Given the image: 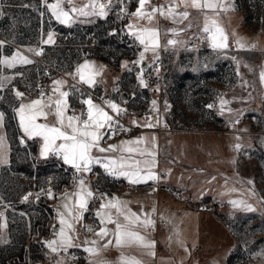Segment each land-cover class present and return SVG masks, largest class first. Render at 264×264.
<instances>
[{"label": "rangeland", "instance_id": "1", "mask_svg": "<svg viewBox=\"0 0 264 264\" xmlns=\"http://www.w3.org/2000/svg\"><path fill=\"white\" fill-rule=\"evenodd\" d=\"M221 1L223 7H220L219 11L224 12V9L240 11L239 14L244 19L243 25L248 33H264V0H239L237 5L234 4L235 0ZM148 2L156 7L153 0H148ZM167 2L169 3V0ZM125 15V13L114 15L107 11L106 16H99V20L86 25L82 30L84 34L79 49L74 53L69 51L66 59L62 54V61L58 58L51 60L53 61L51 64L60 68V75L55 76L51 82L61 79L67 84V75L76 70L82 61L88 59L102 61L110 70L118 72L117 77L122 75L125 63L137 65L138 63L134 62L141 61L140 53L144 51V48L136 52L127 45L126 40L130 34L127 33L125 25H133L131 31L135 32L138 29L147 28L146 20L131 14L124 19ZM157 15H159L158 12ZM219 15H196L193 18L191 29L181 33L186 38L193 35L203 36L205 17L209 18V22L214 19L219 26ZM223 32L228 37L225 29ZM1 40H3L2 37H0ZM206 40L207 45L193 50L187 49L185 44L183 51L176 52L171 49L170 44H167L158 51L149 50L144 53V57H151L149 62L161 63L158 72L159 80L156 84H149L148 93L145 92L148 101L144 106L132 109L127 119L137 127L146 130L139 129L131 132L132 134L126 137L117 138L119 141L115 143L116 149L118 148L120 152H128L126 149H133L136 144H142L145 141L150 143L149 148L153 151L156 146L159 147L160 166L165 171H169L166 175H162L163 180L178 178L174 187L170 188L173 187L184 193L185 198H188L191 203H193V198L189 200L191 195L186 188V185H189V168L206 166L211 170L206 173L211 178H207L203 170L199 171L201 178H197L195 189L203 190L219 186V178L225 173L221 168L226 163L228 165L234 163L236 167L250 168L252 150L256 155H261L264 160V151H262L264 141V107H262L264 86L262 85L264 81L261 80V72L252 60L240 61L234 45L228 44L227 48L214 49L210 41ZM92 62L97 68L102 66V69L108 70L104 64ZM239 70L238 74L241 77H238L236 73ZM237 79L243 80L241 81L243 84L238 87L235 84ZM203 81H209V83L204 85ZM259 84L263 88L259 96L261 108L253 111V101L256 96L255 92L260 89ZM237 88L241 89L243 97V108H240L238 112L244 118L243 123L235 122L237 113L234 107ZM112 89L109 91L107 87L105 91L112 92ZM32 96L34 97L33 91L24 93L20 98ZM153 101L156 102L155 105ZM221 101H227V103L222 106ZM13 102L16 100L10 101L12 104ZM43 103H48V100L42 101ZM205 103L207 106H204ZM209 105L212 107H208ZM252 116L259 118L253 120ZM8 117L10 119L7 125V141L0 145V148L6 150L7 155L5 158H0V214H2L0 225H6L0 226V264H61L64 257L71 254V250L58 249L57 252H52L46 246V242L59 240L57 234L54 237L55 221L52 205L63 193L72 189L75 176L61 160L60 155L49 153L46 157L41 156L43 138L39 137L40 145L37 149L34 142L27 141L22 136L16 119ZM262 138L263 141H261ZM129 141L137 143H122ZM59 143L61 141H57V144ZM260 144L261 147L258 149L260 151H258L255 148H258ZM227 145H233L234 150L228 151ZM235 145H240V147L236 148ZM155 166L153 165L154 168ZM142 167L146 169L140 174L144 179L138 184H132L135 186L146 183L155 184L157 182L156 171L148 170V166ZM149 173L154 174L156 178L147 179ZM205 177L206 180L203 179ZM93 179L95 183L101 184L98 178ZM114 181L108 184H114L112 190L116 189ZM91 185L93 192L96 189L93 180H91ZM136 190L137 188L133 192ZM173 198L179 201L182 210L186 211L209 213L226 210H218V203L213 205L206 201L204 203H207L209 208L197 209L189 207L185 199ZM65 204H69V201L66 200L62 206ZM261 210L264 211V208L261 207ZM59 214L57 211L55 216L59 226L56 227L57 233L61 227ZM164 214L167 219L174 217ZM64 219H66L65 216ZM223 222L228 224L233 231L242 227L243 236L238 237L246 245L252 244L251 240L256 238V236L252 237L251 233H247L252 228H258L261 234L264 233V220L258 223L250 219L243 222L226 220ZM167 224L169 227L170 224L168 222ZM179 226L175 225L165 230L168 233L171 231L170 235L175 234ZM65 231L71 236V232L66 227ZM261 234L258 236L259 241L264 243V235ZM254 256V264H257L256 262L264 264V251L256 252ZM251 261V254L250 256L243 254V259L238 262L239 264H252Z\"/></svg>", "mask_w": 264, "mask_h": 264}, {"label": "crops", "instance_id": "2", "mask_svg": "<svg viewBox=\"0 0 264 264\" xmlns=\"http://www.w3.org/2000/svg\"><path fill=\"white\" fill-rule=\"evenodd\" d=\"M54 2L55 0H47V3ZM88 2L89 0H73V5L75 7H82ZM107 2L109 4V0H107ZM215 2L223 7L221 0H215ZM201 3H203V0H201ZM238 3L239 0H235L234 4L237 5ZM62 7L67 10L71 5H68L65 0V2L62 3ZM138 7L139 0H111V6L108 8V11L114 15L125 13V18H128L129 14L132 15ZM151 8H153V6L148 0H146L143 11L150 12ZM121 9L124 11L121 12ZM185 10L188 11L189 16L187 19H184L183 22H175L173 19L168 18L166 15H161L159 12V15H157V13L153 14V19L151 21L144 18V21L146 20L145 26L147 28L158 29L159 47H157L156 51L165 47L169 40L177 41L174 45L170 44L171 49L176 52L183 51L185 49L186 41L194 35L186 38L181 32L191 29L190 27H192L193 18L196 15L201 14H220V23L218 27L225 29L228 34L227 45L235 46V51H237V56H239L240 61L252 60L253 64L258 67V71H264V33H248L243 25L244 19L243 16L239 14V10L224 9V12H222L219 11L220 7L216 9H207L195 8L190 5L186 9L183 5L177 9V11ZM0 13H2L0 14V37L3 39L1 41H4V44L0 46V60L5 57H11L19 51L32 61V63L29 64H16L14 67L0 64V107L2 110L0 113H3V121L0 122V137L3 138L2 144L7 141V125L10 119L8 116H11L16 119L22 136L27 141L34 142L38 149L40 138H28L26 136L20 126V118L16 111L21 104H30L31 101L36 100L37 98L33 96L20 98L16 95V92L29 93L34 91L35 86L33 77L35 75V69L38 67V62L42 60L47 63L50 62L51 64L53 62L51 61L52 59L57 60L58 58V60L62 61L63 58L66 59L69 51L71 53L76 52L82 43L81 39H83L82 36L84 34L82 31L83 28L93 21L99 20L100 17L98 15L85 17L70 13L73 22L62 24L52 15L51 10L46 7L45 0H0ZM3 24L6 26L1 27ZM132 28H129L127 24L125 25L127 33L134 37L131 31ZM170 29H175V32L169 31ZM49 33L52 34L53 42L45 43L48 39ZM134 39L137 40L135 37ZM237 40L240 41V45H243V47L237 44ZM29 49H32L33 51H29ZM36 52H41V54L37 55ZM144 58L145 59L141 60L143 64L149 62L151 57ZM88 61L104 64L108 69H103L101 74L96 77L98 82L94 86L89 85L90 87H99L103 91L108 87L110 91L114 86H121L125 89L129 86L131 81L130 77H124L121 74L117 77L118 72L110 70V68L102 61L94 59H88ZM83 62L84 61L80 64ZM125 65L124 68L129 66V64L126 63ZM60 66L61 63L59 67ZM239 72L240 70L236 71L238 77L240 76V74H238ZM53 81L50 85V94L48 98L42 100H48V103L42 104L44 105L43 110L48 113L47 118L39 116L37 117V123H47L49 125L56 124V117L53 115L55 112L54 102L61 99V97L59 92L55 91L56 86L53 84ZM241 81L240 79L236 80L235 84L237 87L243 84ZM208 83L209 81H203L204 85ZM259 85V91L255 92L256 96L253 101V111L261 108V99L259 96L261 95L260 90L263 89L262 86L264 85ZM60 90L69 93V88L66 83L60 86ZM109 91L105 92L110 95V98H112L113 95ZM262 91L264 92V89ZM236 92V105L234 108L237 114L235 122L243 123V116L238 114L240 108H243L241 89L237 88ZM15 100L16 102H13V104L10 103V101ZM66 100L68 107L65 116L75 115L69 109L70 98L67 97ZM206 104L207 103H205L204 106H207ZM262 107H264V105ZM86 108L88 109V105H86ZM251 118L256 120L259 117L252 116ZM66 123L67 120L65 119V124ZM99 131L100 135H102L104 128ZM263 138L261 141H263ZM225 139H227V137ZM118 141L119 139H107L99 144L98 147L108 149L109 145H116L115 143ZM149 145L150 143L146 141L142 144L138 143L134 146L135 148H133L134 151L132 152H120L118 148L100 152L98 148H93L91 155L93 157H99L102 163L92 164L91 171L89 172H78L72 165L64 162L72 170L73 175L75 176V183L71 190L63 193L56 200L55 204L52 205L54 207L52 213L55 221L54 237L57 234L56 227H59L55 217L58 211L59 213L64 214L66 221L73 224V230L67 229L71 232L73 246L67 248V250H71V254L65 256L60 263L70 264L74 252L85 251L88 253V257L79 264H121L120 258L122 255L124 257H135V259L139 260L141 264H239L238 261L243 259V254H247V256H250L251 254V262L254 264V254L256 252L260 253L261 251H264V243H261L259 241L260 237H258L261 234L260 230L258 228H252L251 231L247 232L251 233L252 237L256 236V238L251 240L252 244L246 245L239 239V237L243 236L244 229L241 227V229H237V231L235 229V231H233V229L228 224L224 223L223 220L243 222L246 219H250V221L256 223L264 220V211L261 210V207L264 208V160L261 158V155H256L252 150L253 155L251 158V165L248 169L243 166L236 167L234 163H230V165L226 163L225 166L221 168L225 173L220 176L219 186L217 188L209 187L206 189L204 188L203 190H196L197 178H201L199 174L201 172L199 171L203 170L205 175L211 170L206 166L203 168L195 166L189 168V185H186L187 190H189L192 196H189V200L193 198V202H201V200L203 201V199H205L208 204L214 205V203H218V210L226 209L225 212L211 211L209 213H202L182 210L180 202L174 200L166 188L175 185L178 178H172L171 180L169 178L168 180L166 179L167 181L163 180L162 175H166L169 171H165L162 166H160L159 158L161 156V151H159V147L156 146L157 144L155 145L156 148L154 151L149 148ZM260 147L261 144L255 149L258 150ZM262 147V151H264V141L262 142ZM227 150H234L233 145H227ZM1 157H7L4 148H0V158ZM59 157L63 161L62 157ZM121 157L124 158L125 164V167L122 169L123 171L135 170L142 174V172L146 170L143 169L142 166H148V170L156 171L157 182L155 184L146 183L135 186L124 176L119 177L120 175L113 176L108 174L102 166L103 163L106 162L105 158L115 159L119 162ZM135 161H139L140 163L136 165L134 163ZM145 161H148V163H145ZM153 165H156V168H154ZM206 177L211 178L207 176V174ZM206 177L203 179L206 180ZM93 178H98L99 182H101V186L103 188H109L110 190L114 188V184H108L112 183L113 180H122L133 188L142 186L148 187L144 191L120 194L119 196L114 197L115 199L111 197L97 205L94 210V216L97 219L98 224H94L93 219L86 215V211H83L80 219L73 220L68 215V210L64 207L65 205H62L68 200L69 204L67 205L72 209L73 214L80 215L78 210L74 207L76 200L74 194L80 190V179L85 181V187L92 192L91 180H93L94 184H97L94 182ZM90 199L91 198H88L87 207L89 206ZM109 201L112 203L119 202V206L122 210H131V212L140 216L141 219H144L145 216H147L155 222L154 226L143 227L135 225L132 227V230L139 232L140 235L144 236L147 240L155 241V245L151 249V251L155 252L154 256L148 255L147 252L149 249L142 247L117 246L113 234L115 232V224L107 223L108 216L111 215V218L114 221L118 220L121 224L127 222L124 220L123 215H118L116 208L111 207ZM230 201H243V203L234 205L233 203H230ZM101 204L105 205L104 209H101ZM245 205H250L255 211H247ZM97 211H101L102 215L97 216ZM164 213L168 215L170 214L169 216H174L173 219H167L164 217ZM161 219L166 220L170 224V228L175 227V225H180L177 233H172L170 235L167 230L159 229L158 221ZM102 220L104 223H101ZM89 228H91V231L88 230ZM101 228H106L108 230V235H97ZM261 235L263 236L264 233ZM109 240H111L112 243L109 244ZM87 248H94L96 249V252L89 253L85 250ZM256 263L258 264L259 262Z\"/></svg>", "mask_w": 264, "mask_h": 264}, {"label": "snow or ice", "instance_id": "3", "mask_svg": "<svg viewBox=\"0 0 264 264\" xmlns=\"http://www.w3.org/2000/svg\"><path fill=\"white\" fill-rule=\"evenodd\" d=\"M65 0H55L54 3H47L45 0V5L48 9L51 10L52 15L60 21L62 24H67L72 21V16L70 13H75L79 16H106L108 8L111 6V0H109V4L106 6L103 3H99V0H89L88 3L84 4L82 7H75L73 5V0H66L68 5H71L67 10L62 7V3ZM146 4V0H139V7L136 9L133 16H136L140 19L147 18L149 21L153 19V14L159 12L161 15H166L168 18L173 19L175 22H183L184 19H187L189 13L187 10L185 11H177V9L183 5L186 9L189 5L195 8H207V9H216L221 7L215 2V0H169L167 6L159 5L157 7L151 8L150 12L143 11ZM124 10L121 9V12ZM2 14V13H0ZM205 26L203 28V32L207 34L206 39L210 41L211 47L214 49H223L227 48V36L224 34L223 29L217 26V22L213 19L209 22V18L205 17ZM132 25H129V28H132ZM169 31L175 32V29H170ZM132 35L139 41L141 45L144 46V51L140 53L141 60L144 58V53L151 50L153 52L156 51L157 47H159L158 42V29L154 28H143L138 29L135 32H132ZM52 34H48V39L45 43H52ZM238 45H240V41H236ZM177 41L169 40L168 44H176ZM4 44V41H0V46ZM243 47V45H240ZM29 51H33L29 49ZM37 55H40L41 52H36ZM32 63L31 60L28 59L27 56L23 55L19 51H17L11 57H5L0 60V64L7 65L8 67H14L16 64H29ZM134 63H139V61H135ZM102 66L97 68L93 62L85 60L82 64L78 65L75 73H69L74 77H79V81L90 86H94L98 81L96 77H98L102 72ZM261 80L264 81V71L260 73ZM65 82L62 80H55L53 84L56 86L55 91L59 92L61 99H58L54 102L55 112L53 115L56 117V124L49 125L47 123H37V117L43 116L47 118L48 113H46L44 109V105H42L41 99H36L31 101L30 104H21L20 107L16 110L19 118H20V126L23 132L26 134L28 138L34 137H42L43 145L41 147L40 155L46 157L49 153H53L56 155H60L63 161L66 164L72 165L78 172L91 171L92 164H101L102 161L99 157H93L91 155V151L93 148H98L100 152L114 150L116 148L115 145H109L108 149L99 148V141L102 139L100 135V129L104 128L106 125L109 129L112 128V117L108 115L107 112L104 111L99 105L94 104L91 98L85 99L82 103L88 105L86 119H83L81 122V116L71 115L65 116L66 109L68 107L66 98L69 93L67 91H61L60 86H62ZM140 83L144 84V81L141 77ZM75 89V85L72 86ZM16 95L18 97H22L24 93L17 91ZM43 96V93L41 94ZM108 106L116 112L123 111L111 101H106ZM155 105V101L152 102ZM227 101H221V105L226 104ZM208 107H212L209 105ZM27 110V111H26ZM84 115L83 113L81 114ZM65 119L67 123L65 124ZM3 121V113H0V122ZM150 126V125H149ZM3 138L0 137V144H2ZM57 141H61V143L57 144ZM122 143H136V141L122 142ZM237 148L240 145H236ZM128 152L134 151L132 148L126 149ZM106 162L103 163V167L108 172V174L116 176H124L129 179L130 183L138 184L142 182L144 177L140 175L138 171H123L122 169L125 167L124 158L121 157L118 162L115 159L105 158ZM6 162V161H5ZM136 165L140 162L135 161ZM148 163V161H145ZM155 175L149 173L147 179H155ZM251 183V182H250ZM80 190L75 193L76 196L74 207L78 210L80 215H74L73 211L67 204H65V208L68 210V215L73 220L80 219L83 211L87 210L88 198H92L94 194L85 187V181L80 179ZM51 195V193H49ZM104 195V194H102ZM27 199V197H25ZM115 199V198H114ZM234 205L238 203H243V201H230ZM111 207L116 208L118 215H123L124 220L127 223L121 224L118 220H113L111 215L108 216L107 223L115 224V232L113 233L115 236V243L117 246H128V247H142L145 249H149L147 252L148 255H155V252L151 251V249L155 245L154 240H147L144 236L140 235L139 232L132 230V227L135 225H140L143 227L154 226V221L145 216L144 219H141L136 213L131 212V210H122L119 206V202L112 203L109 201ZM105 205L101 204V209H104ZM245 209L247 211H255L250 205H245ZM2 215V214H0ZM60 230L57 233L59 240L47 241L46 246L51 249L52 252H57L59 248H63L65 251L68 247H72L71 236L65 231V226L69 230H73V224L66 221L64 219V214L60 213ZM97 216H101V211H97ZM101 223H104L102 220ZM6 226V225H0ZM91 231V228L88 229ZM100 236L108 235V230L106 228H101L97 233ZM94 243V242H93ZM108 243H112L111 240ZM89 253H95L96 249L87 248L85 249ZM121 264H141V262L135 257H124L121 256Z\"/></svg>", "mask_w": 264, "mask_h": 264}, {"label": "built area", "instance_id": "4", "mask_svg": "<svg viewBox=\"0 0 264 264\" xmlns=\"http://www.w3.org/2000/svg\"><path fill=\"white\" fill-rule=\"evenodd\" d=\"M154 5L157 7L159 5H168L167 0H153ZM99 3H103L106 6L108 5L107 0H99ZM124 19L125 16H124ZM6 25L3 24L1 27H5ZM207 34L204 33L203 36H193L186 41V48L189 50H193L198 48L199 46L207 45L206 40ZM126 40L127 45L130 46L136 52L141 51L143 49V45H141L134 37L129 36ZM161 63L160 62H146L145 67H143V63L140 61L137 65H129L124 68L122 75L124 77H130L131 81L129 86L125 89L121 86H116L112 89L111 94L113 95L110 98V95L103 91L99 87H90L85 83L79 81V77H74L72 75H67V86L69 88V95L70 98V111L77 116H81V122L83 119L86 118L87 108L86 104L82 103L83 100L91 98L93 103L99 105L101 108L104 109L105 112L108 113L109 116L112 117V128L109 129L106 125L102 136V139L99 141L101 144L104 140H111L117 139L120 137H126L131 132H136L140 130H146L145 128H139L136 124L128 121V117L130 116L132 109L140 108L141 105H145L148 101L146 99L145 92L148 93L147 89L150 86L149 84H156L159 80L158 72L160 70ZM71 73H75L73 70ZM60 75L59 69L54 66L50 65L46 62L40 60L38 62V67L35 69V75L33 77L34 82V97L45 100L50 94V82L55 77ZM143 79L144 84L140 83V79ZM75 85V89L72 87ZM43 93V96L41 95ZM125 95V96H124ZM1 98V94H0ZM106 101L114 102L118 105L120 109L123 111L116 112L111 109ZM136 108V109H137ZM0 107V112H1ZM84 114L83 116L81 114ZM115 187L117 191L110 190V189H103L101 184H96V189L93 190L94 196L90 199L89 206L86 210V215L90 216L94 224H98L97 219L94 216V210L97 205L106 201L111 197H117L120 194H130L132 193L135 188L127 184L122 180L115 181ZM148 187V186H147ZM146 186L138 187L136 191H144L147 189ZM99 189V190H98ZM167 191L172 194L173 197L176 199H185L186 204L190 207L197 208V209H207L210 206L204 202H197L191 203L188 201V198H185L184 193L179 192L172 188H166ZM104 194V195H102ZM187 200V201H186ZM189 202V203H188ZM158 228L161 230L168 229V224L166 220H159L158 221ZM171 233V231H169ZM73 258L70 260V264H79L82 261L86 260L88 257V253L85 251H76L73 253Z\"/></svg>", "mask_w": 264, "mask_h": 264}, {"label": "trees", "instance_id": "5", "mask_svg": "<svg viewBox=\"0 0 264 264\" xmlns=\"http://www.w3.org/2000/svg\"><path fill=\"white\" fill-rule=\"evenodd\" d=\"M123 22H124V20H123ZM174 187V186H173ZM188 191V190H187ZM189 194L191 195V193L189 192ZM202 201V200H201ZM203 201H207V200H205V199H203Z\"/></svg>", "mask_w": 264, "mask_h": 264}, {"label": "water", "instance_id": "6", "mask_svg": "<svg viewBox=\"0 0 264 264\" xmlns=\"http://www.w3.org/2000/svg\"><path fill=\"white\" fill-rule=\"evenodd\" d=\"M143 67H145V64H143ZM125 96V95H124Z\"/></svg>", "mask_w": 264, "mask_h": 264}]
</instances>
